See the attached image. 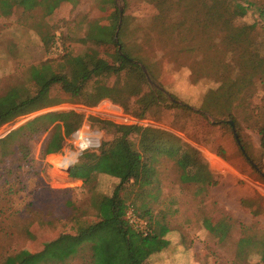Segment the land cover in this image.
Returning a JSON list of instances; mask_svg holds the SVG:
<instances>
[{
    "label": "rangeland",
    "instance_id": "rangeland-1",
    "mask_svg": "<svg viewBox=\"0 0 264 264\" xmlns=\"http://www.w3.org/2000/svg\"><path fill=\"white\" fill-rule=\"evenodd\" d=\"M170 1L174 0L165 3L168 12H172L169 19H155L158 10L152 0H70L61 3L50 15L44 14L43 6L31 11L16 6L10 15L0 16V94L16 85L33 92L36 86L30 68L46 61H50L54 70H59L58 64L66 55H83L92 48L111 59L109 54L114 48L87 39V34L94 23L111 24L116 9L123 6V19L125 17L127 22L125 40L133 52L156 62L153 70L158 77L149 71L155 82L150 85L161 90L167 99L163 102L166 106L153 107L142 119L126 113L120 104L106 98L93 107L64 102L2 125L0 138L29 119L51 110H76L85 114L84 123L66 140L60 153H44L51 128L25 137L24 142L29 148L26 156L19 150L4 156L0 146V260L33 243L38 247L31 248H43L44 242L58 231L69 230L75 218L83 221L95 213L92 195L113 192L118 176L98 171L86 176L82 185L59 186L63 184L68 168L56 165L60 157L71 152L78 163L85 151L98 152L103 141L112 140L113 130L103 128L99 121L106 119L174 132L198 148L216 181L205 188L201 184L182 181L183 171L178 164L160 155L158 182L156 180L147 188L151 194L142 192L137 205L131 202L128 205L142 215L139 206L146 203L153 216L161 218L170 227L166 234L170 241L166 247L170 248L162 256L151 255L149 261L152 264H186L189 256L195 258L196 264H264L259 251L264 235V146L259 132L264 126V82L255 77L256 84L244 90L238 100L231 101L233 88L220 80L217 61L223 56L230 58L242 54L245 42L241 45H233L226 39L222 42V38H218V26L192 12L187 14L191 19L184 23L193 28L192 35L197 39H176L171 35V29L177 21V12L193 5L199 10L201 6L196 0H181L176 5L174 2L170 5ZM254 1L264 5V0ZM257 15L250 12L236 23H252ZM173 18L176 20L171 22ZM163 20L166 28L155 30ZM57 33H60L64 54L53 57L51 50ZM251 33L258 42L259 52L263 53L264 26L259 25ZM193 43H197L196 49L190 51L187 48ZM210 43L220 44L223 53L219 54L215 46L209 47ZM143 65L141 63L142 68ZM251 72L252 69L247 70L248 74ZM58 90L57 85L53 92ZM208 91H214L216 99L211 102V107L216 114H208L205 118L198 111ZM176 104L190 105L192 111ZM130 105L139 108L133 100ZM227 106L233 112L237 126L234 119L221 114ZM231 120L236 132L240 131L253 158L246 154L255 166L247 157L246 160L232 125H227ZM83 131L91 135H86L80 145L92 146L81 149L77 137ZM132 138L138 145V136L135 134ZM22 139L12 145L16 143L17 147ZM123 194L132 198L137 196L136 192L124 191ZM207 219L215 231L206 227ZM226 227L228 233L221 238ZM242 237H247L243 245L239 244ZM87 258L85 251L75 256L72 263L84 264Z\"/></svg>",
    "mask_w": 264,
    "mask_h": 264
},
{
    "label": "trees",
    "instance_id": "trees-1",
    "mask_svg": "<svg viewBox=\"0 0 264 264\" xmlns=\"http://www.w3.org/2000/svg\"><path fill=\"white\" fill-rule=\"evenodd\" d=\"M67 1L70 0H0V16L10 15L16 6H21L24 11L43 6L44 14L50 15L61 3ZM152 1L158 10L155 19L171 18L172 12H168L165 7L168 0ZM196 1L201 6L199 10L194 9L195 5H193L185 10L180 9L179 13L176 11L178 17L175 25H172L171 35L179 40L197 39L192 35L193 28L185 26L184 23L191 19L187 14L192 12L194 15L201 14L207 21L215 23L219 28L218 38H222V42L225 39L233 45H241L245 42L242 54L230 58L223 56L217 61L219 78L223 84L233 88L231 101H236L244 90L256 84L255 77L264 82V52H259L258 42L251 33L259 25L264 26V5H259L254 0ZM172 2L176 5L181 0L170 1L169 4L172 5ZM250 12L258 14L254 22L236 23ZM119 15L120 10L117 8L111 24L94 23L87 34V39L114 48L113 53L109 54L111 59L101 56L92 48L83 55H64L66 58L58 64L59 70H54L50 61L32 66L30 70L36 86L33 92L24 91L23 86L16 85L0 94V127L18 117L64 102L93 107L108 98L120 104L126 113L139 119L144 118L153 107L163 104L166 106L163 103L167 101L166 96L161 90L151 87L141 66V63H144L148 71L157 78L158 73L153 70L156 62L133 52L125 40L127 31L125 17L118 31ZM163 28H166L164 20L160 22L159 29L155 28V30ZM137 30L142 29L137 28ZM196 44L193 43V46L187 49L194 51ZM119 46L122 52L119 51ZM213 46L219 54L223 53L220 44H209V47ZM250 69L252 72L248 74L247 70ZM57 85L59 90L55 93L53 89ZM213 92L206 93L201 110L198 111L205 118L208 114L212 116L216 114L211 107V102L216 99ZM132 100L139 108L130 105ZM175 106L192 111L190 105ZM225 110L220 111L221 114L234 119L237 126L230 107L227 106ZM84 120L85 114L76 110H51L37 115L0 138L2 155L14 154L17 150L24 151V156L28 155L29 148L24 142L25 137H33L34 134L50 128L51 134L45 144L44 153H60L66 140L82 126ZM99 121L103 124V128L113 130V139L103 141L98 152L85 151L79 162L72 166L71 175L86 178L93 171L116 175L119 181L113 192L92 195L91 205L96 209L95 213L83 221L75 218L76 221L69 230L58 231L55 236L44 242L43 248L33 249L31 247H38L33 243L26 246L27 248L6 255L0 260V264H73L72 259L85 251L88 252V258L84 264H152L149 261L151 255L161 251L170 243L166 238L170 227L161 218L153 216L149 206L142 202L139 206L143 211L141 216L147 218L150 225V232L145 235L129 223L126 212L130 202L137 205L142 192L151 194L147 188L158 179L157 162L160 155L163 154L178 164L183 171L182 181L201 184L202 188L216 183L213 172L201 157L198 148L184 141L174 132L151 125L116 123L106 119ZM227 125L230 126L231 123ZM259 132L264 146V126ZM135 134L138 136V145L132 138ZM77 135L78 133L76 137ZM238 135L242 144V148L239 145L241 151L246 150L253 158L240 131ZM19 138H23L22 142H19L17 147L16 143L12 145ZM59 159L56 165L68 168L74 156L71 152L68 156ZM262 175L264 176V173ZM124 191L130 194L136 192L137 196L134 198L126 196L123 194ZM209 222L207 219L206 227L215 231V227ZM227 233L226 227L221 238ZM246 238L242 237L239 244L243 245ZM261 246L259 251L264 260V235L261 238Z\"/></svg>",
    "mask_w": 264,
    "mask_h": 264
},
{
    "label": "built area",
    "instance_id": "built-area-1",
    "mask_svg": "<svg viewBox=\"0 0 264 264\" xmlns=\"http://www.w3.org/2000/svg\"><path fill=\"white\" fill-rule=\"evenodd\" d=\"M51 54L53 57H58L64 54L63 42L60 33H57L55 40L53 42ZM126 217L129 223L145 235L150 232L149 221L143 218L138 211L133 207L129 206L126 212Z\"/></svg>",
    "mask_w": 264,
    "mask_h": 264
},
{
    "label": "crops",
    "instance_id": "crops-1",
    "mask_svg": "<svg viewBox=\"0 0 264 264\" xmlns=\"http://www.w3.org/2000/svg\"><path fill=\"white\" fill-rule=\"evenodd\" d=\"M68 154H66L65 156H68ZM65 156H63V157H65ZM74 163H75V160H73V162L70 164L71 167L69 165L68 170L66 171V177H64V181H63V184L65 183V185L60 184L59 186L73 187V186L82 185L84 183V178H82V177H74V176L71 175V169H72V166L74 165ZM93 172H95V171H93ZM115 180H116V182H118L119 178L115 177ZM169 248L170 247H165L161 251L155 252L153 255L162 256L163 254L166 253L165 251H167ZM196 263H198V262L195 261V258L193 256H189L187 261H186V264H196Z\"/></svg>",
    "mask_w": 264,
    "mask_h": 264
},
{
    "label": "water",
    "instance_id": "water-1",
    "mask_svg": "<svg viewBox=\"0 0 264 264\" xmlns=\"http://www.w3.org/2000/svg\"><path fill=\"white\" fill-rule=\"evenodd\" d=\"M123 13H124V8H123V6H121V7H120V19H119L118 31H119V29L121 28V25H122V21H123ZM118 31H117V34H118ZM119 51L122 52V50H121V46H119ZM143 69H144V71H145V73H146V75H147V78H148L149 82H150L152 85H155V82H154L153 79L151 78L150 73H149V71H148V69H147V67H146L145 65H143ZM230 123H231V125H232V127H233V129H234L235 137H236V139H237L239 145H240L241 148H242V144H241V141H240L239 135H238V133H237L236 130H235L234 122L231 120ZM97 145H98V144H97ZM243 152L245 153L246 157L251 161V163L255 166L254 162H253V161L250 159V157L246 154V151H245L244 149H243ZM70 167H71V165H70Z\"/></svg>",
    "mask_w": 264,
    "mask_h": 264
},
{
    "label": "bare ground",
    "instance_id": "bare-ground-1",
    "mask_svg": "<svg viewBox=\"0 0 264 264\" xmlns=\"http://www.w3.org/2000/svg\"><path fill=\"white\" fill-rule=\"evenodd\" d=\"M86 135H91V134H90L89 132L83 131V132H81L80 135L77 137L78 142H79V146H80L81 149H84V148H86V147H88V146H92L91 144H87V145H84V146H81V145H80L81 140H82ZM91 138H92V136H91ZM90 141H92V139H91ZM93 148H94V147H93Z\"/></svg>",
    "mask_w": 264,
    "mask_h": 264
}]
</instances>
